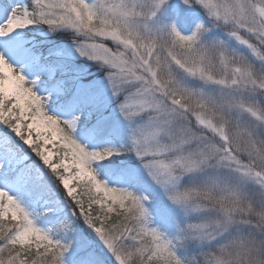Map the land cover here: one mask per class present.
Returning a JSON list of instances; mask_svg holds the SVG:
<instances>
[{
    "label": "rangeland",
    "instance_id": "obj_1",
    "mask_svg": "<svg viewBox=\"0 0 264 264\" xmlns=\"http://www.w3.org/2000/svg\"><path fill=\"white\" fill-rule=\"evenodd\" d=\"M78 1L85 3L88 11L115 20L121 26L97 31L98 41L58 48L53 51L57 60H49L31 50L35 40L24 34L31 22L23 3L0 0V115L13 120L8 133H0V147L9 137L13 140L21 135L27 144L38 145L44 165L62 172V189L72 199L84 203L82 211L92 225L87 227L92 238L64 246L62 262L93 264L85 250L93 246L110 264H129L131 249L140 257L151 256L156 262L186 264L187 260L175 248L178 239L190 238L198 246L200 239L214 237L203 226L190 224V218L201 215L205 209L189 206L186 194L179 193L183 175L193 184L215 185L233 200L242 199L240 196L247 201L249 197L252 200L251 196L258 197L261 214L254 224L261 222L263 229L247 222L231 223L230 227L239 235L246 226L249 231H264V0H195V6L186 0ZM210 14L214 17H207L208 21L205 16ZM73 18L77 23L82 17L74 14ZM201 21L209 28L202 29L196 43L201 48V57L192 71L187 70L194 76L187 86L198 79L199 95L194 101L208 100L220 110L229 105L235 122L245 120L255 126L261 146L252 142L248 145L244 140L241 159L227 152L231 151L228 144V150L220 151L208 141L188 143L184 128L189 123L177 122L188 116L192 100H186L187 107L167 94L154 66H146L148 55L137 66L138 71L132 63L130 66V60L126 62V56L134 58L144 41L155 38L173 41L174 33L188 34ZM208 38L210 46L219 51L204 50L202 43ZM121 44L124 49L120 51L117 46ZM230 50L242 53L245 59L233 65L228 59L230 55L227 56ZM65 57L80 59L73 71L77 74L80 71L82 76L74 83L72 97L62 105L60 97L68 91L67 86L59 78L49 85L47 82L53 80ZM212 57L218 59L213 68V72H218L216 78L202 69V63ZM95 63L113 71L95 77L99 74L98 70L91 71ZM65 69L62 66V71ZM257 94L262 103L251 100ZM85 95L100 111L101 121L109 117L119 121L121 127L117 125L115 129L130 140L136 167L144 169L154 186L152 198L142 190L130 188L124 176L103 171V163L116 155L118 147L109 137L95 142L93 131L80 126L81 117L90 115L77 102ZM5 101L10 102L5 105ZM195 115L199 126L216 135L221 133L203 114ZM187 145L193 152L185 156L173 154ZM14 156L0 154V214L18 221L15 238L20 245L51 249L57 221L66 219L65 206L59 200L40 202L38 198L22 197L30 165H23L27 156L12 162ZM15 170V177L8 179L9 172ZM127 201L137 208V223L132 230L126 228L122 238L108 237L93 225L100 211L109 213ZM167 206L176 209L177 215ZM234 207L235 204L229 205L228 212ZM55 216L58 218L54 219ZM226 260H231L227 254L223 258L215 256L212 264H225Z\"/></svg>",
    "mask_w": 264,
    "mask_h": 264
},
{
    "label": "trees",
    "instance_id": "obj_2",
    "mask_svg": "<svg viewBox=\"0 0 264 264\" xmlns=\"http://www.w3.org/2000/svg\"><path fill=\"white\" fill-rule=\"evenodd\" d=\"M22 1L27 7L28 17L32 22L26 28L25 33L27 36H35L38 44L34 49L41 51L43 54L51 51L52 48L65 49L67 44L70 45L82 41H98L97 31L121 26L117 25L118 23L115 20L88 11L87 5L78 0ZM186 1L192 3L194 6L197 5L195 0ZM202 12H204V8H202ZM74 14H79L82 17L77 23H75L76 20L73 18ZM209 16H212V19L214 17L210 14L206 15L205 19L208 20L207 17ZM203 28H209V25L206 27L204 22L201 21L188 34L174 33L173 41L158 38L144 41L138 47L137 52L135 51L134 58L126 56V62L130 60V66L132 63L137 69V66L139 68V65L144 62L148 55L149 62L146 63V66L148 68L149 66H154L156 77L159 82L165 84L167 94L171 95L173 99L178 100L179 104L186 106V100H192V103L189 104L190 112L188 111V116L181 118L177 122L178 125H184V121L189 123L184 128L186 132L185 137L187 136L190 140L188 143H192L194 140V144L208 141L219 150L224 148L228 150L226 148V144H228L232 152L230 150L227 152H230L237 159H241L244 157L242 154V147L245 148L244 140H246L248 145L252 142L261 146V141L257 138L258 132L255 131V126L248 124L245 120L235 122L236 118H233L229 112L231 108L229 105L220 110L219 107L208 100L194 101V99H197V95H199L200 86L198 79L196 83L187 86L191 77H194L188 71H192L197 66L196 63H199L198 59L201 57V48L197 47L196 43L198 44V40L204 31H202ZM41 34H46V36H40ZM209 41L210 39L208 38L202 43L205 45L204 50H209L210 52L219 51L215 47H211ZM106 44L110 43L106 42ZM122 45L117 46L118 50L124 49ZM109 47H114V45ZM227 56L229 62L233 65L239 64L242 58L245 59L242 53L232 50L227 53ZM79 60L74 57L64 59L63 64L67 63L69 66L64 75L67 78V82L75 80L76 76H74L73 68H75L74 64L77 66ZM95 64L91 66V71L98 70L99 72L95 77L113 71L103 67L101 64ZM215 65H218L217 57L206 60L202 63L203 72L205 74H212L214 78L218 77V72H213ZM244 66L247 67V64ZM140 71L139 69V74ZM78 74L82 76L80 71ZM189 92H193V94ZM256 96L251 100H259L262 103V98L260 99L258 94ZM87 98L85 95L83 99H80L79 105L83 109H88L90 117H82L81 123L95 131L96 139L100 140L111 136L118 145L117 154L105 161L104 164L108 167L112 166V173H121L130 185V188L135 189L136 192L142 190L147 197L152 198L151 192L154 191V186L144 169L139 168V166L136 167V161L132 157L130 140L126 139L121 132L115 129L119 125V121L114 120L113 117H109L104 121L99 120L100 111ZM195 113L203 114L207 120L213 123L214 127L216 126L220 129L221 133L216 135L213 133L214 131L199 126L194 117L196 116ZM9 118L8 115H0V130L8 129L12 124L13 120ZM262 132L264 134V131ZM262 144L264 145V142ZM10 145L15 150L17 156H29L31 169L28 175V184L25 188L27 194L29 196H41L50 201L59 200L65 206L67 215L66 219L58 223L55 244L51 249L20 245L15 238V232L18 230L17 226H19V223L9 217L0 215V264H64L60 255L66 244H73L77 240H80L77 244L84 243L85 239L92 238L90 233L87 232V227H92V225H90L81 208L84 203L81 200L72 199L62 189V172L44 165L40 157L41 151L38 145L27 144L24 140V135L17 137V139L13 138ZM188 146H182L179 153L174 152L173 154L185 156L186 153L193 152L191 147L189 148ZM222 152L226 154V151L222 150ZM257 169L261 170L260 168ZM184 176H182L183 178L179 183V193L186 194L185 202L189 206H198L205 209L201 215L190 218V224L192 226L193 224L195 226L197 224L201 227L203 226L206 233L212 232V236L214 237L212 240H209L207 237L202 240L200 239L198 246L190 238L183 237L178 239L175 248H178L180 254L187 260L185 263L212 264L215 256L220 255L223 258L227 254L231 260H226L225 264H264V231H249V228L246 226L243 233L239 235L237 230H232L230 227L231 223L236 222L240 224L245 222L246 224L247 222L250 226H258L263 229L261 222L254 224L256 218H259L261 214L258 197L251 196L252 200L249 199L250 197H247V201L244 200L243 196L239 197L242 199L236 196L235 198L239 200H233L215 185L214 187L203 183L193 184L189 181V178L184 179ZM220 181H224V179L221 178ZM233 204H235L233 211L228 212L229 205L232 206ZM167 207H169L173 214L177 215L176 209L173 210V207ZM245 212H249L250 214L246 215ZM136 223L137 208L132 201H127L125 205L117 207L106 214L100 211V216L94 217L93 221L94 226L100 227L106 232V236L112 238L117 236L122 238L127 230L126 228L129 227L132 230ZM132 236L138 235L134 234ZM239 237L240 239H238ZM239 241L241 242L239 243ZM85 250L90 255L87 259L93 264H110L99 254L95 247L91 246ZM81 254L84 253L81 252ZM128 255L130 256H128L129 264H167L156 262L149 255L140 257L133 249H131ZM191 256L193 258H190Z\"/></svg>",
    "mask_w": 264,
    "mask_h": 264
}]
</instances>
